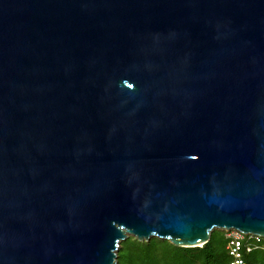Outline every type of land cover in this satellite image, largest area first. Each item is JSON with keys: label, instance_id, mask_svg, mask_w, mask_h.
I'll return each mask as SVG.
<instances>
[{"label": "water", "instance_id": "1", "mask_svg": "<svg viewBox=\"0 0 264 264\" xmlns=\"http://www.w3.org/2000/svg\"><path fill=\"white\" fill-rule=\"evenodd\" d=\"M231 228L264 236V0H0V264Z\"/></svg>", "mask_w": 264, "mask_h": 264}, {"label": "trees", "instance_id": "2", "mask_svg": "<svg viewBox=\"0 0 264 264\" xmlns=\"http://www.w3.org/2000/svg\"><path fill=\"white\" fill-rule=\"evenodd\" d=\"M215 233L219 231L214 229L210 240L200 246H177L157 236L141 241L130 235L127 247L121 241L117 264H229L231 257L226 248V234H218L222 238L219 243ZM258 253L254 252L249 259H255Z\"/></svg>", "mask_w": 264, "mask_h": 264}, {"label": "built area", "instance_id": "3", "mask_svg": "<svg viewBox=\"0 0 264 264\" xmlns=\"http://www.w3.org/2000/svg\"><path fill=\"white\" fill-rule=\"evenodd\" d=\"M226 248L230 254L229 264H264V256L260 259H249L254 252H264V236L254 232L238 229L225 230Z\"/></svg>", "mask_w": 264, "mask_h": 264}, {"label": "rangeland", "instance_id": "4", "mask_svg": "<svg viewBox=\"0 0 264 264\" xmlns=\"http://www.w3.org/2000/svg\"><path fill=\"white\" fill-rule=\"evenodd\" d=\"M216 230H218L219 231V233H221L222 234V232L223 233H225V230H222V229H216ZM219 233H215V237H216V241H219V243L220 242H222V238L220 237V235H218ZM130 236V235H129ZM124 242V244H125V246L127 245V243H128V241H129V239L128 238H126V239H124L123 240ZM120 247V246H119ZM127 247V246H126ZM126 251H127V249H126ZM264 256V252H260V253H258L257 254V259H260V258H262Z\"/></svg>", "mask_w": 264, "mask_h": 264}]
</instances>
